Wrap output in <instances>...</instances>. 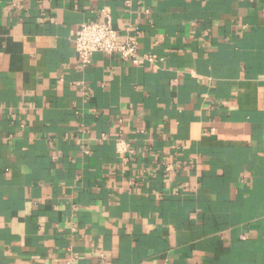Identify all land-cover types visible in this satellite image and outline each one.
Returning <instances> with one entry per match:
<instances>
[{
    "label": "crops",
    "instance_id": "0c3cea01",
    "mask_svg": "<svg viewBox=\"0 0 264 264\" xmlns=\"http://www.w3.org/2000/svg\"><path fill=\"white\" fill-rule=\"evenodd\" d=\"M0 264H264V0H0Z\"/></svg>",
    "mask_w": 264,
    "mask_h": 264
},
{
    "label": "built area",
    "instance_id": "2783aa9c",
    "mask_svg": "<svg viewBox=\"0 0 264 264\" xmlns=\"http://www.w3.org/2000/svg\"><path fill=\"white\" fill-rule=\"evenodd\" d=\"M72 43L80 66L88 65L94 53L117 56L132 64H138L142 58L152 59L139 53L135 38H120L112 26L111 15L106 10L101 11L98 19L77 26L72 33ZM115 149L123 162L132 153L129 142L121 137L115 140ZM169 168L168 165L164 170L168 171Z\"/></svg>",
    "mask_w": 264,
    "mask_h": 264
}]
</instances>
